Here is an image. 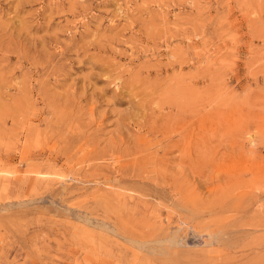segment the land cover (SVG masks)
I'll list each match as a JSON object with an SVG mask.
<instances>
[{"label": "rangeland", "instance_id": "1", "mask_svg": "<svg viewBox=\"0 0 264 264\" xmlns=\"http://www.w3.org/2000/svg\"><path fill=\"white\" fill-rule=\"evenodd\" d=\"M0 264H264V0H0Z\"/></svg>", "mask_w": 264, "mask_h": 264}]
</instances>
